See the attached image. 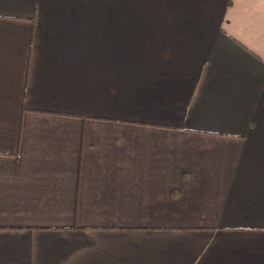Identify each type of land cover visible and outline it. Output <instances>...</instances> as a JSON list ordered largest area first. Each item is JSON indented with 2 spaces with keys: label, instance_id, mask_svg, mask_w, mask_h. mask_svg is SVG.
<instances>
[{
  "label": "crops",
  "instance_id": "crops-1",
  "mask_svg": "<svg viewBox=\"0 0 264 264\" xmlns=\"http://www.w3.org/2000/svg\"><path fill=\"white\" fill-rule=\"evenodd\" d=\"M0 264H264V0H0Z\"/></svg>",
  "mask_w": 264,
  "mask_h": 264
}]
</instances>
